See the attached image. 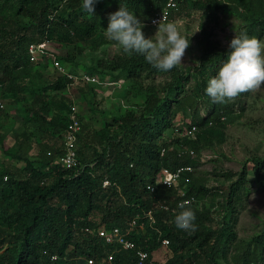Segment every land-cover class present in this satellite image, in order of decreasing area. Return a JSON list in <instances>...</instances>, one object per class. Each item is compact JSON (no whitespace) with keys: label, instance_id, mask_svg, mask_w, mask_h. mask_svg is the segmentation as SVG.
<instances>
[{"label":"trees","instance_id":"obj_1","mask_svg":"<svg viewBox=\"0 0 264 264\" xmlns=\"http://www.w3.org/2000/svg\"><path fill=\"white\" fill-rule=\"evenodd\" d=\"M104 1L96 0L94 13L90 14L83 9V0H0V92L24 90L20 79L28 76L30 70L41 76L37 61H29L28 42L45 35L49 39L56 37L55 41L70 42L73 47L79 40L98 45L108 39L104 32L109 14L122 6L146 22L165 0H108L117 5L111 10L102 7ZM223 1L177 0V3L207 13L217 10L238 13L243 22L237 35L246 31L249 37L258 38L264 33V0H228L240 3L241 11ZM75 49L78 53L79 48ZM227 51L228 47L206 45L191 70L178 65L168 72L155 69L141 55L126 54L121 47L119 52L95 59L92 69L110 77L123 74L129 89L142 96L141 103L136 111L126 109L97 128L76 114L80 128L75 141L77 164L73 167H64L56 161L69 122V99L66 106L60 103L50 108L44 102V93L36 97L29 90L26 96L16 97L17 103L28 98L32 104L20 106L23 126L31 127L41 144L38 157L30 160L24 153L26 145L15 149L4 147L0 131V150L22 162L25 170V175L18 177L14 169L0 168V225L5 227H0V243L8 236L0 250V264H87L84 257H102L110 248L96 234L97 228L117 225L125 229L133 217L136 223L128 235L147 250L153 264H264V218L257 231L235 241L237 207L251 188L245 161L236 176L224 185L207 187L193 177L188 180L187 193L210 196L208 203L198 207L193 203L187 205L196 215L194 232L175 226V215L182 211L174 205L175 186L155 181L160 166L192 165L195 161L187 149L198 150L202 142L198 132L191 137L175 131H183L190 124L214 129L241 112L237 99L217 104L206 94L208 81L226 60ZM72 55L56 53L63 65L64 61L71 62ZM53 72L52 88L60 89L71 81L66 75ZM160 74L167 77L160 87L142 85L143 80ZM191 76L193 84L186 90L184 85ZM79 81L85 82L84 87L76 86L80 94L83 88L90 90L87 81ZM82 98L92 111V102ZM36 101L43 104L36 106ZM173 118L179 123L175 124ZM24 142L25 138L19 143ZM29 148L28 145L27 151ZM247 160L251 162V182L254 187L264 189V154L249 155ZM102 178L109 183L102 186ZM147 183L153 184V189L146 188ZM160 204L175 209L170 211ZM146 209L152 212V224H148L143 214ZM85 226L91 230H83ZM160 237L167 238V244H161ZM232 244L236 253L229 263L224 253ZM97 264H134L133 252L115 249L109 262Z\"/></svg>","mask_w":264,"mask_h":264},{"label":"rangeland","instance_id":"obj_2","mask_svg":"<svg viewBox=\"0 0 264 264\" xmlns=\"http://www.w3.org/2000/svg\"><path fill=\"white\" fill-rule=\"evenodd\" d=\"M223 1V0H222ZM226 5L236 6L237 11H241V5L224 0ZM230 3V4H228ZM116 3L105 0L103 8L105 10L116 9ZM168 22H174L181 34L190 40V46L186 49L185 55L182 58V63L179 65L183 70H191L197 56L203 48L212 47H228L230 40L236 34L243 18L234 12L227 10H217L216 12H206L195 7L188 6L186 3L179 2L175 13L170 17ZM142 29L146 38L155 35L158 25L151 26L146 22H142ZM105 33V32H104ZM56 37L50 39L48 47L55 51L58 55L64 53H73L71 62L64 61L66 71L75 75L73 84L66 83L60 89H54L50 85V81L54 77L53 69L47 64L46 59L38 57L37 64L41 67V76H38L30 70L28 76L22 80L24 90L17 91H2L0 92V131L3 133V146L17 148L19 145L25 146V155L34 160L38 157V146L41 144L37 140L31 127L24 129L23 126V110L21 105L26 107L32 105L28 98L23 102L15 100L21 98V95L26 96L29 90H33L36 97H40L44 93V102L48 103L50 108L58 106L60 103H66L69 100L73 101L76 107V114L82 115V121L86 119L92 128L100 127L105 121H109L110 117L118 116L126 109L136 111L141 103V95L129 89L128 82L123 74L117 73L115 77H110L108 74L96 72L93 65L95 59L103 58L108 54L119 52L120 46L117 42L106 39L101 44H90L86 41L79 40L75 47L79 48L76 52L75 47L70 42L55 41ZM264 42V33L257 38ZM115 73V72H114ZM82 74L92 76L94 81H87L91 88H83V93L80 94L76 86H85L79 81ZM216 75V74H215ZM214 75V76H215ZM165 74L153 75L150 79L143 80L142 85L151 84L157 87L165 81ZM83 84V85H82ZM193 84L192 76L187 79L186 90ZM23 92V93H22ZM38 94H40L38 96ZM85 100L92 102L93 110L87 108ZM238 100L242 106L241 112L230 117L222 125L210 129L205 126L197 127L194 130L198 132L201 144L198 150L193 151L192 156L195 161L191 166L188 180L193 177L194 181H199L207 187L219 184H225L228 180L236 176L243 161L247 166V176L251 188L243 197L241 205L237 207L236 221L234 223L235 241L249 236L257 231L261 224V219L264 218V189L254 187L251 182L250 160H247L249 155L264 154V85L254 92H245L244 95L236 97L233 102ZM43 102L36 101V106ZM64 106V107H65ZM202 108V106H200ZM199 108V109H200ZM201 110V109H200ZM203 111V110H201ZM66 113V111H65ZM47 115L49 113H46ZM175 115H179L176 113ZM179 117V116H178ZM175 124L179 120L173 118ZM28 131L30 132L28 134ZM24 143H19L23 141ZM29 149L27 151V146ZM1 149V147H0ZM23 163L17 159L9 158L0 150V168L10 167L14 169L16 176L22 177L25 175V170L22 168ZM5 179V176H2ZM183 181V180H182ZM210 196H197L198 201L195 206L202 203H208ZM217 199V197L215 198ZM219 199V197H218ZM0 227L5 228L3 225ZM8 236H4L0 243V250L5 245V240ZM161 252V251H160ZM236 249L233 244L228 245L224 253V259L231 263ZM162 256V255H160ZM161 258V257H159ZM224 263V261L222 260Z\"/></svg>","mask_w":264,"mask_h":264},{"label":"clouds","instance_id":"obj_3","mask_svg":"<svg viewBox=\"0 0 264 264\" xmlns=\"http://www.w3.org/2000/svg\"><path fill=\"white\" fill-rule=\"evenodd\" d=\"M96 0H83V9L94 13ZM105 36L118 43L128 54L144 57L155 69L168 72L182 63L189 38L183 36L174 22L154 21L158 24L154 36L146 38L144 24L126 7L109 14ZM264 85V42L249 37L246 31L235 34L228 44L227 58L217 74L208 81L206 94L213 103L224 104L234 100L241 93L254 92ZM178 205L182 211L175 215V226L186 232H194L195 212L187 206Z\"/></svg>","mask_w":264,"mask_h":264},{"label":"built area","instance_id":"obj_4","mask_svg":"<svg viewBox=\"0 0 264 264\" xmlns=\"http://www.w3.org/2000/svg\"><path fill=\"white\" fill-rule=\"evenodd\" d=\"M177 0H165L164 3L157 9L152 11V14L146 21L147 24L151 26L158 25L154 23V21H160L162 18L165 22L170 20V17L175 13L177 8ZM48 43H50V39L43 35L40 39L30 41L26 44V53L28 55L29 61L35 62L38 57L45 58L47 64L56 72L66 75L74 80L75 75L73 73L67 72L66 67L58 60L56 56V52L48 47ZM80 78L84 80L94 81L95 78L88 75L82 74ZM69 82V84L71 83ZM1 106V104H0ZM67 116L69 122L64 130L62 141H61V149L56 154V161L59 162L64 167H73L77 164L76 152H75V141L76 136L80 128L79 121L76 117V107L73 101L69 100ZM209 123V122H208ZM196 129V125L190 124L183 131H175L180 135H187L193 137V132ZM162 148L160 149V153ZM189 156H192L193 151L191 149H187ZM191 166L188 165H179L176 167H167L160 166L155 181L159 182L165 186H175L176 188V200L174 202L175 206H178L180 203L187 201L188 203L196 204L198 201L197 197L192 193H187V182H188V171H190ZM4 176V175H3ZM183 180V181H182ZM109 181L106 178H102L101 185L108 184ZM149 190L153 189V184L147 183L145 185ZM160 207L164 209H169L173 211L174 206H168L167 204H160ZM144 216L148 220V224H152L154 221L152 212L150 209H146L144 211ZM136 218L133 217L127 224L125 229H121L117 225H112L108 228L98 227L96 230V234L100 236L102 243L110 246L109 250L102 257L95 256H86L84 257L87 264H97L102 261L109 262L112 256V253L115 249H129L133 252V262L134 264H153L152 259L148 256V252L146 249L140 247L136 244V242L128 235V231L132 225L136 223ZM138 226H140L138 224ZM83 230L89 231L88 227H83ZM159 241L161 244H167V238L160 237ZM55 255H50V258H54ZM158 264V263H155Z\"/></svg>","mask_w":264,"mask_h":264}]
</instances>
